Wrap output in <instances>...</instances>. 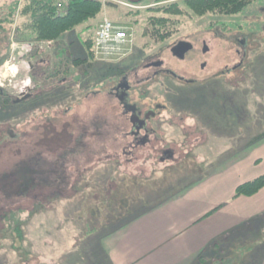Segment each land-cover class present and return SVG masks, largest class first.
I'll return each mask as SVG.
<instances>
[{
  "label": "rangeland",
  "instance_id": "374dc122",
  "mask_svg": "<svg viewBox=\"0 0 264 264\" xmlns=\"http://www.w3.org/2000/svg\"><path fill=\"white\" fill-rule=\"evenodd\" d=\"M157 1L129 4L115 0L117 7L106 8L90 24L97 26L102 19L130 24L135 54L161 56L172 69L201 82V87L195 88L174 84L178 92L170 94L168 107L190 112L193 117L182 115L179 121L174 117V128L163 131L167 141L133 152L130 143L118 136L128 131L129 125L121 116L118 101L108 93L109 65L88 61L71 66L68 74L48 77L42 84L56 63L55 44L37 53L28 72L34 86L31 101L16 104L14 115L0 121L4 122L0 124V179L25 164L35 175L36 170L43 171L47 182L40 186L42 193L37 186L32 187L31 192L43 194L42 201L32 193L7 195L0 183V212L21 211L15 219L20 220L18 225L24 224L25 234L20 238L9 217L12 226L0 250V264H110L102 250L112 228L124 227L137 213L207 177L218 163L241 156L247 150L245 144L264 132V0L234 16H181L175 32L154 43L144 36L143 26L151 15L147 8L155 7ZM18 22L17 15L8 42L0 40V67L10 55L9 42ZM81 29L57 47L72 39L68 49L85 57L83 41L93 28ZM177 40L203 41L209 52L190 55L180 63L171 58L168 49ZM200 63H206L204 70L199 69ZM165 80L156 83L173 86ZM157 88L168 92L163 86ZM10 91L4 88L0 93L12 98ZM162 148L172 149L174 158L161 162ZM262 172L264 158L254 170ZM55 178L60 180L58 191L51 188ZM220 188L228 199L225 183ZM38 203V213L30 215ZM255 226L254 234L228 242L220 254L212 253L211 261L206 258L205 264H253L259 260L264 248V221ZM22 246L33 253L30 263H23L16 254Z\"/></svg>",
  "mask_w": 264,
  "mask_h": 264
},
{
  "label": "crops",
  "instance_id": "0c3cea01",
  "mask_svg": "<svg viewBox=\"0 0 264 264\" xmlns=\"http://www.w3.org/2000/svg\"><path fill=\"white\" fill-rule=\"evenodd\" d=\"M252 141L241 156L218 163L207 177L137 213L110 234L102 250L109 263L195 264L199 255H218L228 242L254 234L255 224L264 221V188L254 196L234 198L237 186L264 175L254 173L264 158V139ZM260 254L253 264H264V248Z\"/></svg>",
  "mask_w": 264,
  "mask_h": 264
},
{
  "label": "trees",
  "instance_id": "16d2710c",
  "mask_svg": "<svg viewBox=\"0 0 264 264\" xmlns=\"http://www.w3.org/2000/svg\"><path fill=\"white\" fill-rule=\"evenodd\" d=\"M258 1L259 0H158L155 7L147 8V10L151 12V15L144 19L143 34L150 41L158 43L168 39L175 32L178 18L181 16L193 15L196 17H203L207 14L234 16L242 14L250 6H253V4H257ZM0 3V40L8 42L9 29H11L18 15L19 22L18 25L16 24L14 36L19 42L41 43L48 41L52 42V45L55 44L53 47L55 48L54 55L56 63L53 64L51 68L52 72L45 74L42 84H45L46 78L48 77L59 75L64 72L68 74L71 66L78 67L88 63V61L93 62V32L83 41V45L86 49L85 57H78L75 51L73 52L71 49H68L70 44H72V39H70L67 45L63 44L64 46H62V48L57 46H60L63 39L68 35L71 36L76 29L82 27L81 30L86 32L94 28V26H91L90 22L96 19L106 8L117 7L113 2H102L101 0H0ZM115 23L131 26L125 22ZM37 53H41V50L39 51L36 49L32 57L37 56ZM4 59L5 58H2V61ZM34 81L36 80L34 79ZM3 98L4 101L0 100V121H2L5 116L14 115V109L16 107V104L11 101L12 98H7L6 96H3L2 99ZM30 101L31 97L25 102ZM2 123L4 122H0V124ZM262 139H264V132L254 138L251 143H256ZM23 166H19L17 169L14 168L11 170V173L2 174L0 179L1 191L7 195L23 194L25 196L26 194L32 193L35 199L42 201V199H44L42 196L43 194L39 196L34 193L35 191H31L33 190L32 187L37 186V189H39L38 193H42L44 189L40 186L47 182V179H45L46 176L42 173L43 171L38 170H36L38 173L35 175L25 164ZM52 172L55 174L54 171ZM2 178L7 182V185L2 181ZM35 180L39 181L38 185L34 184ZM51 184V188L58 191L60 188V180L55 178L51 180ZM13 187H15V189H13ZM263 188L264 175L237 186L234 191V198L254 196ZM46 199L47 198H45V200ZM40 207L41 204L39 203L35 205L30 215L38 213L37 211ZM18 214H21V211L13 212V210H5L0 212V241H2L0 250L5 247L3 241L6 240L5 237H8L7 231L10 226H12V222L8 221L9 217L13 219L12 221L15 224L16 231L19 230L21 233L20 238H22L23 235L24 239V224L18 225L17 222L20 220L15 219ZM121 228L122 226L120 228H112L111 234L118 232ZM23 239L21 243L24 242ZM16 254L19 259L23 260V263H30L34 257L33 253L27 250V247L25 249L23 247V249L16 251ZM206 258L207 257L204 255H199L198 263L204 264Z\"/></svg>",
  "mask_w": 264,
  "mask_h": 264
},
{
  "label": "flooded vegetation",
  "instance_id": "af4514ba",
  "mask_svg": "<svg viewBox=\"0 0 264 264\" xmlns=\"http://www.w3.org/2000/svg\"><path fill=\"white\" fill-rule=\"evenodd\" d=\"M205 47L207 51L203 53ZM168 49L171 58L180 63L185 62L190 55L196 57L198 54L205 55L209 52V48L205 42L202 41L196 44L190 40H177ZM174 49L178 53L185 50L182 58L172 54ZM192 60L193 58L190 59V61ZM105 65H113L112 69L109 66L106 67L108 68L107 70L110 69L108 93L118 101L122 109L121 116L129 125V130L121 132L118 136L124 142L128 141L130 143L129 147L133 149V152L151 143L157 144L167 141L163 131L168 128H174L171 120L175 117L179 121L182 115L190 117V112L185 113L168 107L170 105V94H177L178 92V88L176 89L174 84L193 86L195 88L201 87V82L189 80V78L185 77V72H177L175 69H172L161 56L142 53L138 55L137 52L135 54V50L132 48L122 59ZM205 68L206 63L199 64L200 70H204ZM158 79H166L165 81H169L173 86L168 87L164 84H158L156 83ZM158 86H163L168 92L157 91ZM2 95L7 98L9 97L7 94L0 93V96ZM26 95L31 97L32 94L29 92ZM156 97L163 99L164 102H158ZM17 100L18 97L12 98L11 101L15 104L24 102H17ZM184 138L185 136L183 135L180 139L183 140ZM160 151L161 162L164 160L170 161L174 158V151L172 149L162 148Z\"/></svg>",
  "mask_w": 264,
  "mask_h": 264
},
{
  "label": "built area",
  "instance_id": "2783aa9c",
  "mask_svg": "<svg viewBox=\"0 0 264 264\" xmlns=\"http://www.w3.org/2000/svg\"><path fill=\"white\" fill-rule=\"evenodd\" d=\"M103 2L115 0H101ZM93 58L98 62H115L130 52L133 43L132 29L127 26L115 24L107 19L96 26L93 37ZM10 55L0 67V88L10 89L11 94L19 96L31 89V80L28 77L30 61L27 59L33 50L50 43H20L14 40L12 34L10 41ZM24 72V75H20ZM27 74V75H26ZM13 83V85H11Z\"/></svg>",
  "mask_w": 264,
  "mask_h": 264
},
{
  "label": "water",
  "instance_id": "95a60500",
  "mask_svg": "<svg viewBox=\"0 0 264 264\" xmlns=\"http://www.w3.org/2000/svg\"><path fill=\"white\" fill-rule=\"evenodd\" d=\"M125 1H127L128 3H131V4H139V3H141V2H143L144 0H125ZM206 51H207V48L205 47L204 49H203V53H206ZM184 52H185V50L184 51H182V52H180V53H178L175 49L172 51V54L174 55V56H176V57H179V58H182V56L184 55ZM29 96L27 95V96H22V98H20L19 100H17V102H20V101H24V100H26L27 98H28Z\"/></svg>",
  "mask_w": 264,
  "mask_h": 264
}]
</instances>
